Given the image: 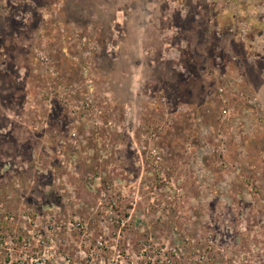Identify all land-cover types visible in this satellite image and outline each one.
<instances>
[{"label": "rangeland", "instance_id": "1", "mask_svg": "<svg viewBox=\"0 0 264 264\" xmlns=\"http://www.w3.org/2000/svg\"><path fill=\"white\" fill-rule=\"evenodd\" d=\"M0 264H264V0H0Z\"/></svg>", "mask_w": 264, "mask_h": 264}]
</instances>
